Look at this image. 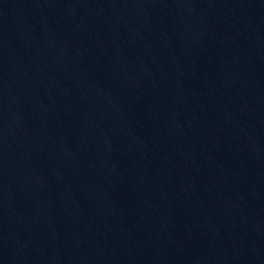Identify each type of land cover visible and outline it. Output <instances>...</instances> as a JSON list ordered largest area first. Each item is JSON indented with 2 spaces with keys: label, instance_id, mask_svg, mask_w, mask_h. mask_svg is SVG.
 I'll return each instance as SVG.
<instances>
[{
  "label": "water",
  "instance_id": "1",
  "mask_svg": "<svg viewBox=\"0 0 264 264\" xmlns=\"http://www.w3.org/2000/svg\"><path fill=\"white\" fill-rule=\"evenodd\" d=\"M0 264H264V0H0Z\"/></svg>",
  "mask_w": 264,
  "mask_h": 264
}]
</instances>
